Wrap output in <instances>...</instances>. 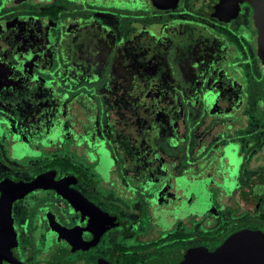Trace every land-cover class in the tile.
Returning a JSON list of instances; mask_svg holds the SVG:
<instances>
[{"label": "flooded vegetation", "instance_id": "flooded-vegetation-1", "mask_svg": "<svg viewBox=\"0 0 264 264\" xmlns=\"http://www.w3.org/2000/svg\"><path fill=\"white\" fill-rule=\"evenodd\" d=\"M252 2L0 0V264L264 244ZM41 175L61 185L4 187Z\"/></svg>", "mask_w": 264, "mask_h": 264}, {"label": "water", "instance_id": "water-1", "mask_svg": "<svg viewBox=\"0 0 264 264\" xmlns=\"http://www.w3.org/2000/svg\"><path fill=\"white\" fill-rule=\"evenodd\" d=\"M252 4L258 11V22L264 25V3L252 2ZM261 35L264 42V30L261 31ZM60 185L61 183L48 185L47 175H41L29 183H8L4 187H21V191L25 193L43 187H59ZM72 205H74L73 202ZM97 211L100 212L99 209ZM255 243L256 238L254 235L250 233L237 234L228 239V241L213 253H207L199 249H181L170 253L154 264H264V261H260V256H263L264 259V244H260L256 249L252 250ZM255 256L258 257L256 261L253 260ZM74 264L108 263L98 260L94 262L81 261Z\"/></svg>", "mask_w": 264, "mask_h": 264}, {"label": "rangeland", "instance_id": "rangeland-1", "mask_svg": "<svg viewBox=\"0 0 264 264\" xmlns=\"http://www.w3.org/2000/svg\"><path fill=\"white\" fill-rule=\"evenodd\" d=\"M158 16V15H157ZM138 20V19H137ZM149 20H148V18L146 19V22H148ZM249 135V138L250 139H253L254 141H255V143H254V148H252V149H250L249 151H247V155H251L253 152H259L260 151V149H261V145L262 144H264V132H253L252 133V131H247V133H246V136H248ZM245 136V137H246ZM236 138H238V139H240V140H243L244 139V137H241V138H239V137H236ZM248 138V139H249ZM213 146H215V145H213ZM215 150H217V149H215ZM217 152V151H216ZM106 166H107V163H106V165H104V167L106 168ZM217 189H215V188H212L211 189V191L212 192H214V196H216L217 195V193L219 194V187H216ZM229 191V190H228Z\"/></svg>", "mask_w": 264, "mask_h": 264}]
</instances>
